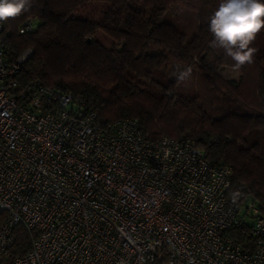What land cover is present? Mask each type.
<instances>
[{"label":"built area","instance_id":"2783aa9c","mask_svg":"<svg viewBox=\"0 0 264 264\" xmlns=\"http://www.w3.org/2000/svg\"><path fill=\"white\" fill-rule=\"evenodd\" d=\"M30 54L10 58L0 24V264L17 226L31 244L12 264H264V214L227 198L228 167L189 137L100 125L80 98L21 84Z\"/></svg>","mask_w":264,"mask_h":264},{"label":"trees","instance_id":"16d2710c","mask_svg":"<svg viewBox=\"0 0 264 264\" xmlns=\"http://www.w3.org/2000/svg\"><path fill=\"white\" fill-rule=\"evenodd\" d=\"M162 3L193 13L196 33L188 37L169 15L154 18L152 9ZM220 3L32 0L26 11L2 23L7 55L14 59L29 49L18 81L40 79L80 98L100 125L127 118L137 122L148 140L191 138L211 165L230 169L227 198L240 208L253 202L264 214V30L251 45L257 49L253 63L236 69L224 50L211 44L209 18ZM93 4L100 5L99 19L91 9L82 14ZM28 18L34 31L18 34ZM97 33L112 42L109 49L93 38ZM172 66L181 72L190 67L191 75L179 80L170 74ZM193 73L200 74L213 94L210 112L193 93L178 92ZM13 234L5 264L30 249L23 227L14 228ZM232 234L241 241L240 232Z\"/></svg>","mask_w":264,"mask_h":264},{"label":"clouds","instance_id":"9594fccd","mask_svg":"<svg viewBox=\"0 0 264 264\" xmlns=\"http://www.w3.org/2000/svg\"><path fill=\"white\" fill-rule=\"evenodd\" d=\"M31 4L32 0H0V24L18 17ZM262 30L264 0H221L209 18L212 47L223 49L236 69L253 63L257 49L251 45ZM191 71L189 67L180 72L178 79H186Z\"/></svg>","mask_w":264,"mask_h":264},{"label":"rangeland","instance_id":"374dc122","mask_svg":"<svg viewBox=\"0 0 264 264\" xmlns=\"http://www.w3.org/2000/svg\"><path fill=\"white\" fill-rule=\"evenodd\" d=\"M102 7L104 8V6ZM102 7L101 9H103ZM89 9L95 12L94 18L99 19L100 5L93 4L92 7L90 5L89 7L83 9V12L81 11L82 14H88ZM151 12L154 18H159L163 14H165L164 16L169 15L171 21L173 20L178 26V28L185 32L188 37H192L193 34L197 31L198 22L196 16L183 8L171 6L167 3H162L160 6H157L152 9ZM93 38L96 39L102 46L107 49H109L112 44V42L101 33L95 34ZM180 72L181 69L179 67L172 66L170 68L171 75L176 76L179 75ZM178 92L180 94L187 92L193 93L200 99L201 104L207 112H210L212 110V104L214 102L213 94L199 73H193V76L187 81H185V83L181 86Z\"/></svg>","mask_w":264,"mask_h":264}]
</instances>
